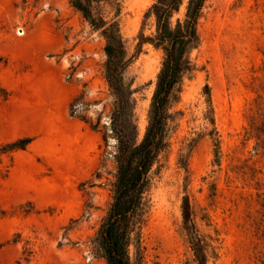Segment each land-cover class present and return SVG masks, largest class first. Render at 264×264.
<instances>
[{"label": "rangeland", "instance_id": "374dc122", "mask_svg": "<svg viewBox=\"0 0 264 264\" xmlns=\"http://www.w3.org/2000/svg\"><path fill=\"white\" fill-rule=\"evenodd\" d=\"M155 2L103 1L130 56L142 31L156 33ZM198 31L133 264H198L187 209L208 264H264V139L251 110L264 99V0H207ZM106 45L71 0H0V264H107L94 242L117 170ZM164 56L145 44L129 68L140 139Z\"/></svg>", "mask_w": 264, "mask_h": 264}, {"label": "trees", "instance_id": "16d2710c", "mask_svg": "<svg viewBox=\"0 0 264 264\" xmlns=\"http://www.w3.org/2000/svg\"><path fill=\"white\" fill-rule=\"evenodd\" d=\"M104 0H71L93 29L106 39L105 73L114 106L111 114V134L116 138L117 170L112 184V201L94 239L98 255L107 264H133V249L141 252L142 229L146 216V200L152 184V173L163 153L171 146V136L177 118L173 110L180 100L185 75L193 69L192 49L200 43L199 19L207 0H190L184 20L173 23L184 0H156L147 14L156 17L157 29L153 35H139L136 54L130 56L121 33L118 14L109 18L103 13ZM151 44L164 51V61L157 76L151 102L149 121L144 136L139 138L135 115L134 79L128 76L129 68ZM210 121L212 117L211 89L206 86ZM262 120L261 138L264 139V99L256 100L251 109ZM93 128H95L93 126ZM105 140H108L105 134ZM31 139H24L7 148H25ZM219 156V141L216 143ZM189 207V206H188ZM186 230L198 264H208V256L200 238L192 213L187 209Z\"/></svg>", "mask_w": 264, "mask_h": 264}, {"label": "bare ground", "instance_id": "6f19581e", "mask_svg": "<svg viewBox=\"0 0 264 264\" xmlns=\"http://www.w3.org/2000/svg\"><path fill=\"white\" fill-rule=\"evenodd\" d=\"M18 33H19L20 35H23L25 32H24V31L22 32V30H20Z\"/></svg>", "mask_w": 264, "mask_h": 264}]
</instances>
